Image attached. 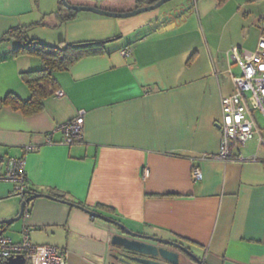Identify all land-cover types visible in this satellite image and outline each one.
<instances>
[{
	"label": "crops",
	"instance_id": "crops-1",
	"mask_svg": "<svg viewBox=\"0 0 264 264\" xmlns=\"http://www.w3.org/2000/svg\"><path fill=\"white\" fill-rule=\"evenodd\" d=\"M68 1L116 12L140 7ZM177 5L128 20L76 12L61 0H0L1 99L29 98L22 73L44 66L32 54L13 56L19 41L6 36L10 30L47 45L108 41L105 53L55 73L64 95L45 99L43 111L2 108L0 157L25 159L28 192L65 194L131 229L182 243L208 264H264V148L255 137L244 144L256 139L255 148H233L237 160L212 158L222 140V99L236 92L232 75L240 69L228 52L257 48L264 0ZM81 111L83 138L66 144L60 126ZM26 196L1 180L0 220L17 216ZM28 209L0 234L19 243L27 227L34 245L65 249L67 264H112L117 226L48 197Z\"/></svg>",
	"mask_w": 264,
	"mask_h": 264
},
{
	"label": "built area",
	"instance_id": "built-area-1",
	"mask_svg": "<svg viewBox=\"0 0 264 264\" xmlns=\"http://www.w3.org/2000/svg\"><path fill=\"white\" fill-rule=\"evenodd\" d=\"M228 58L239 66L242 73L240 76L232 75L236 92L222 99V140L218 152L212 156L222 161L237 160L233 148H239L255 137L264 145V130L257 123L250 108V105L259 108L264 116V37L253 51L243 50L237 46L232 47L228 52ZM55 94L63 96L64 92L57 90ZM84 123L85 116L81 111L75 119L60 126L66 144L82 140ZM0 160L6 164V172L0 175V181L12 182L14 192L26 196L28 185L25 159L0 157ZM193 178L203 179V173L199 168L193 170ZM29 215V209H27L25 217ZM20 254L25 256L26 260H32L33 264H67L65 249L34 245L27 227L23 229V238L19 243H14L9 237L0 234V264H7L10 257Z\"/></svg>",
	"mask_w": 264,
	"mask_h": 264
},
{
	"label": "water",
	"instance_id": "water-1",
	"mask_svg": "<svg viewBox=\"0 0 264 264\" xmlns=\"http://www.w3.org/2000/svg\"><path fill=\"white\" fill-rule=\"evenodd\" d=\"M64 7L76 12H94L112 18H128L140 13L152 11L163 6L171 0H159L156 3L140 6L126 12H116L90 5H75L68 0H61ZM39 197L53 198L50 194L28 192V196L22 201L17 216L0 220V225L13 224L25 216L29 204ZM66 202L88 212L91 216L97 217L105 222L117 226L119 232L112 235L111 245L113 246L112 257L115 261L112 264H208L198 254L187 246L175 240L139 232L131 229L120 220L102 214L96 210L88 209L82 205ZM26 258L22 254L10 257L7 264H25Z\"/></svg>",
	"mask_w": 264,
	"mask_h": 264
},
{
	"label": "trees",
	"instance_id": "trees-1",
	"mask_svg": "<svg viewBox=\"0 0 264 264\" xmlns=\"http://www.w3.org/2000/svg\"><path fill=\"white\" fill-rule=\"evenodd\" d=\"M157 1L159 0H137L140 6L153 4ZM262 27L264 36V17L262 18ZM6 36L16 37L19 41L18 46L12 51L13 56L32 54L40 57L44 65L43 68L22 73L23 80L31 91L29 98L22 99L13 93L8 94L5 98H0V112L4 106H11L13 109L21 111L25 116H31L43 111L44 100L54 95L57 90L56 72L68 71L85 56L105 53V45L108 42L107 40L62 42L59 45H47L36 39H29L27 31L21 28L10 30ZM50 195L55 200L70 201L65 194L59 192L53 191ZM70 202L79 204L74 201ZM0 227L2 226L0 225Z\"/></svg>",
	"mask_w": 264,
	"mask_h": 264
},
{
	"label": "rangeland",
	"instance_id": "rangeland-1",
	"mask_svg": "<svg viewBox=\"0 0 264 264\" xmlns=\"http://www.w3.org/2000/svg\"><path fill=\"white\" fill-rule=\"evenodd\" d=\"M45 1V0H44ZM108 1V0H107ZM191 1H194V0H171V1H169V2H167V3H165L163 6H161V7H159V8H157V9H154V10H152V11H147V12H144V13H140V14H138V15H136V16H133V17H128V18H125V19H128V20H132V18L133 19H136V18H141L142 16L143 17H145V16H152V15H154V14H156V13H159L160 11H162V10H164V9H167V8H170V7H173V6H175V4H178V5H181V4H190V2ZM177 5V6H178ZM145 6V5H144ZM134 10V9H133ZM204 26H205V29H206V32H208V30H207V26H206V21L204 20ZM219 29V28H218ZM209 37H210V35H209ZM248 42H249V44H251L252 45V43L253 44H255L256 43V39L254 38V37H252V36H250L249 38H248ZM259 43V42H258ZM236 46V45H235ZM245 47V46H244ZM234 74L236 75V76H240L241 75V71H240V69H237V70H235L234 71ZM249 94V93H248ZM252 111H253V114H254V116H255V118H256V120H257V122H258V124H259V126L264 130V116H263V114H262V112H261V110L259 109V108H255L253 105H252ZM257 139V138H256ZM256 139H254V141H252V142H248L247 144H246V146L244 145H241V147H245V149L246 150H249V149H253V148H255L256 146H258V143H257V141H256ZM258 140V139H257ZM258 142H259V140H258ZM259 144L261 145V146H263V148H264V145L263 144H261L260 142H259ZM2 182H7V183H9L10 185H11V187L14 189V184L12 183V182H10V181H6V180H2ZM19 223H20V220L19 221H17L15 224H16V227L19 225ZM27 264H31V261L29 260L28 262H27Z\"/></svg>",
	"mask_w": 264,
	"mask_h": 264
},
{
	"label": "flooded vegetation",
	"instance_id": "flooded-vegetation-1",
	"mask_svg": "<svg viewBox=\"0 0 264 264\" xmlns=\"http://www.w3.org/2000/svg\"><path fill=\"white\" fill-rule=\"evenodd\" d=\"M27 196H28V194H27ZM118 228V227H117ZM119 229V228H118ZM120 230V229H119ZM115 261V259H113V257H112V259H111V263H113ZM27 262H28V260H26V263L25 264H27Z\"/></svg>",
	"mask_w": 264,
	"mask_h": 264
}]
</instances>
